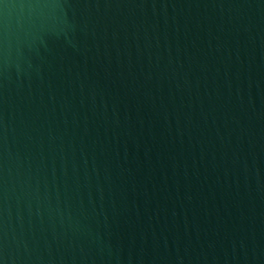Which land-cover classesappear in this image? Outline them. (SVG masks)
I'll use <instances>...</instances> for the list:
<instances>
[{
    "label": "water",
    "instance_id": "95a60500",
    "mask_svg": "<svg viewBox=\"0 0 264 264\" xmlns=\"http://www.w3.org/2000/svg\"><path fill=\"white\" fill-rule=\"evenodd\" d=\"M0 264H264V0H0Z\"/></svg>",
    "mask_w": 264,
    "mask_h": 264
}]
</instances>
